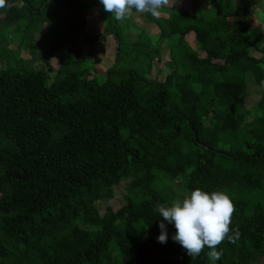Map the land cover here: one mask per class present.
I'll return each mask as SVG.
<instances>
[{
    "label": "trees",
    "instance_id": "16d2710c",
    "mask_svg": "<svg viewBox=\"0 0 264 264\" xmlns=\"http://www.w3.org/2000/svg\"><path fill=\"white\" fill-rule=\"evenodd\" d=\"M235 3L144 13L158 29L153 44L100 0H7L0 8V32L11 29L0 34V264H213L207 247L189 257L171 239L172 224L165 222L167 243L157 241L163 218L155 205L196 188L223 191L235 205L230 227L239 237L217 247L215 264L264 259V32ZM96 8L105 26L92 36L87 15ZM11 36L23 43L16 52L39 51L47 69L13 65ZM109 36L111 65L92 74V65L81 68L80 56L88 50L93 59L95 43ZM45 57L59 60L58 69ZM251 86L260 96L247 108ZM121 182V207L100 213L97 205L112 200Z\"/></svg>",
    "mask_w": 264,
    "mask_h": 264
},
{
    "label": "clouds",
    "instance_id": "9594fccd",
    "mask_svg": "<svg viewBox=\"0 0 264 264\" xmlns=\"http://www.w3.org/2000/svg\"><path fill=\"white\" fill-rule=\"evenodd\" d=\"M7 0H0V8ZM104 11L111 13L117 21L127 20L136 13H148L159 18L160 9L169 4V0H100ZM155 211L163 218L158 227L157 241L167 243V224H172L175 233L171 239L184 249L189 257L195 259L207 247L208 258L215 264L221 259L222 249L217 247L226 239L235 242L239 237L238 229L230 227L235 212L231 198L223 191L211 193L196 188L183 198L174 200L171 205L157 203Z\"/></svg>",
    "mask_w": 264,
    "mask_h": 264
},
{
    "label": "rangeland",
    "instance_id": "374dc122",
    "mask_svg": "<svg viewBox=\"0 0 264 264\" xmlns=\"http://www.w3.org/2000/svg\"><path fill=\"white\" fill-rule=\"evenodd\" d=\"M193 2H196L198 5L200 6H207V0H169V4L167 6H174V7H178V8H182L184 11L190 12L191 7ZM17 5H20V3H16ZM235 6L239 12V15H243L244 18L255 28H259L261 32H264V0H236ZM102 9L100 8H96L95 11L91 12L92 14H88L87 15V31L89 32V34H91L92 36H96L99 35L100 33L103 32V28L105 26V22L102 21V17L105 14V12H103V15L101 14ZM144 13H133V15L130 17L132 24L135 25V27H138L140 30H145L146 35H148V37L152 38L153 44L157 43V38H158V29L157 27L154 25L153 22H150L145 15H143ZM112 15V14H111ZM159 17H167L166 14L161 13ZM126 22V21H125ZM126 24V23H125ZM125 24H121L120 22V26H125ZM128 29V28H127ZM10 30H3L2 32H0L1 36L2 35H7L9 33ZM11 35V34H10ZM42 35V32H37L36 34H34L33 40L36 42V40L39 39V37ZM191 36L185 37L186 40L189 42V44L192 45V47H195V45L193 43H191L190 40ZM134 38V37H133ZM16 39L18 40V38L11 36L9 37V39L6 41V43H8V50H12L13 52H15L14 55H10L9 58L11 60V63L13 65H17V67H21L20 69L22 70H32L34 68L36 69H44L46 70L47 67H45V63L44 60L41 59V53H37L36 52H29L28 49H23L20 50L21 54L19 51H15L17 50L18 46H23V43L19 44L16 41ZM115 45L116 43L114 42V39L112 37H108V42L103 43L101 41L96 42L95 43V56L94 58H90V54H88V50L86 51L85 55H81V68H87L86 64H90L92 65V67H88L91 68L90 69V73L92 74L93 72V68H96L98 70H94V71H105V69H107L108 66L111 65L112 60H113V51L115 49ZM41 46L43 47L44 44L42 43ZM162 47V45H161ZM2 50V48H0ZM4 50V49H3ZM4 55L8 54L3 52ZM161 54H162V58L163 61L167 60L168 58V50L166 48H162L161 50ZM44 55V54H42ZM45 56V55H44ZM67 58H70V60H75L76 58L72 57V56H68ZM32 59V62L31 61ZM45 60L49 62L50 66L57 70L58 67L60 66L59 60L57 59H49L45 57ZM91 61L96 62V64L94 65V63H92ZM85 64V65H82ZM2 64H0L1 67ZM160 67H162V63L159 64ZM251 91L249 92L245 102V106L247 108H250L252 105H254V103L256 102V100L259 98L260 93L258 91H255L256 89H254V86H251ZM4 145V143H3ZM2 146L0 145V148ZM125 183L121 182L118 186H116V188L114 189V197L112 200H109L107 202H103L98 204V209L100 213H104L105 208L107 206H110L113 208V210H117L118 208L121 207V205L123 204V195L125 194ZM187 194L180 192L179 198H183V196H185ZM256 264H264V259H261L258 263Z\"/></svg>",
    "mask_w": 264,
    "mask_h": 264
}]
</instances>
